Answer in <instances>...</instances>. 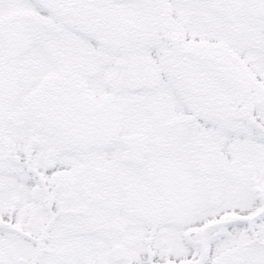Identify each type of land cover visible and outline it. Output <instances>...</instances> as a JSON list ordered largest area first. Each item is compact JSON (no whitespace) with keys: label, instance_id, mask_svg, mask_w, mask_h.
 <instances>
[{"label":"snow or ice","instance_id":"obj_1","mask_svg":"<svg viewBox=\"0 0 264 264\" xmlns=\"http://www.w3.org/2000/svg\"><path fill=\"white\" fill-rule=\"evenodd\" d=\"M0 264H264V0H0Z\"/></svg>","mask_w":264,"mask_h":264}]
</instances>
